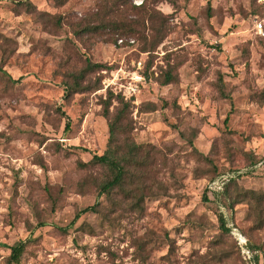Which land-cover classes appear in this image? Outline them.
Segmentation results:
<instances>
[{"label": "rangeland", "instance_id": "1", "mask_svg": "<svg viewBox=\"0 0 264 264\" xmlns=\"http://www.w3.org/2000/svg\"><path fill=\"white\" fill-rule=\"evenodd\" d=\"M254 6L0 0V264L19 242L20 264H241L220 215L264 264ZM121 98L118 142L140 149L103 192L111 173L89 161Z\"/></svg>", "mask_w": 264, "mask_h": 264}, {"label": "trees", "instance_id": "2", "mask_svg": "<svg viewBox=\"0 0 264 264\" xmlns=\"http://www.w3.org/2000/svg\"><path fill=\"white\" fill-rule=\"evenodd\" d=\"M53 1L55 5H57V4H62L64 0H53ZM254 2H255V6L251 10L252 16L254 14L261 12V7L258 5L257 0H254ZM172 79H173V75L171 73H166L164 83L167 84ZM219 81L222 82L221 77H219ZM120 101L123 104V108L119 110L113 116V118H109L108 120V140H107V145H106L105 150L101 154H93L91 160L89 161L92 164H98V165L105 167L109 171V173H111V179L107 180L101 185V191L103 192H108L114 185H120L124 175L126 174V167L124 163L137 161L136 154L140 149V145H137L134 142L125 141L124 145L127 148V150L126 152H124L123 146L120 144V141L118 142V139H119L118 135L122 132L125 133L126 128H127V124L123 122L124 117H125L124 112H125V109L127 108V102H124L123 98H121ZM104 113L106 116H108L109 114L108 107L106 106L104 108ZM234 180L235 178L230 179L229 182L234 181ZM246 193L249 195L257 196L258 201H260L261 199L262 194L260 195L254 190H246ZM95 210H96L95 206H88L84 208L83 210H81L80 212H78L75 216V219L79 217L80 213H84L87 211H95ZM219 220H220L221 228L226 232L230 231L229 228L225 226V221L222 215H220ZM233 242H234L235 249L238 252L241 264H246L245 261L241 257L240 250L236 243V240L234 239ZM22 247H23L22 243L19 242L16 245H13L9 248L10 252L7 258V264H20V258L23 252ZM253 249L259 250L258 248H255V247ZM260 254H261L259 257L261 261L260 264H263V255L261 252ZM259 259L257 260L259 261Z\"/></svg>", "mask_w": 264, "mask_h": 264}, {"label": "built area", "instance_id": "3", "mask_svg": "<svg viewBox=\"0 0 264 264\" xmlns=\"http://www.w3.org/2000/svg\"><path fill=\"white\" fill-rule=\"evenodd\" d=\"M258 5L261 7V12L254 14L251 18L252 26L255 33L259 36H264V0H257ZM122 39H118V43H122ZM230 232L233 235L236 243L239 247L240 254L242 259L246 264H260L261 261L257 260V251L252 250L248 245L247 239L242 236V234L233 227V225H229ZM260 257V254H259Z\"/></svg>", "mask_w": 264, "mask_h": 264}]
</instances>
